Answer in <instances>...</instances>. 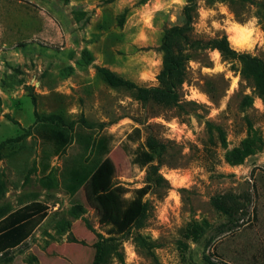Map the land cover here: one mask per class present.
<instances>
[{
  "label": "rangeland",
  "instance_id": "obj_1",
  "mask_svg": "<svg viewBox=\"0 0 264 264\" xmlns=\"http://www.w3.org/2000/svg\"><path fill=\"white\" fill-rule=\"evenodd\" d=\"M184 4L0 0V141L22 135L0 152V217L32 201L46 206L45 218L0 264H89L96 233L121 235L144 202L143 227L122 237L125 264H206L205 256L220 264H264V102L240 75V63L215 49L192 56L181 107L141 103L96 69L156 85L160 38L182 23ZM257 9L197 0L192 35L229 37L237 27L250 46H231L263 56L256 13L264 14V4ZM35 110L72 123L64 150L54 154ZM148 136L165 147L151 162L164 178L158 186L133 162ZM236 147L252 151L229 162ZM95 158L102 160L72 194L73 171ZM217 194L243 205L232 220L211 204Z\"/></svg>",
  "mask_w": 264,
  "mask_h": 264
},
{
  "label": "trees",
  "instance_id": "obj_2",
  "mask_svg": "<svg viewBox=\"0 0 264 264\" xmlns=\"http://www.w3.org/2000/svg\"><path fill=\"white\" fill-rule=\"evenodd\" d=\"M232 4L246 5L254 4L263 6L264 2L254 0H221ZM257 9V10H259ZM197 11V0H185L182 7V23L173 24L163 30L160 38L159 48L162 52L161 67L156 75L157 84L142 86L132 80L123 78L110 69L98 66L97 72L109 85L127 90L130 95L141 103L153 102L163 106H182L180 88L186 78V65L192 56L198 55L207 49L217 50L219 54L227 59H234L240 63V75L250 81L255 94L264 102V53L263 56L251 55L248 52L238 51L231 46L225 33L207 39L197 38L192 35L193 23ZM256 16L264 29V14L257 11ZM246 104L251 103L249 95L244 96ZM186 102V101H185ZM36 121L45 132V136L52 142L54 154L64 150L71 140L68 129L72 123L58 112L39 113L34 111ZM65 124H67L65 126ZM22 135L5 138L0 141V152L8 144L18 141ZM164 144L155 137L148 136L143 143L135 149L133 162L141 167H146L145 178L148 182L158 186L164 181L158 172V165L152 164L155 153L164 150ZM252 149L236 147L227 154L229 162L238 163L243 156L250 153ZM102 159H92L89 165L81 167L79 171H73L70 184L71 193L74 194L87 180ZM81 170V171H80ZM4 190V183L0 180V193ZM213 207L227 215L229 220L235 218L242 210V204L230 194H217L211 198ZM148 202H144L141 211L121 235L104 236L96 233L97 238L93 243L94 253L89 264H108L111 259L124 263L121 250L122 237L130 233L133 228L143 227L147 217L146 209ZM46 216V206L38 201H32L10 210L0 217V257L4 262L11 260L7 256L9 250L24 242ZM135 240L138 242L142 237L137 234ZM206 264H220L205 256Z\"/></svg>",
  "mask_w": 264,
  "mask_h": 264
},
{
  "label": "bare ground",
  "instance_id": "obj_3",
  "mask_svg": "<svg viewBox=\"0 0 264 264\" xmlns=\"http://www.w3.org/2000/svg\"><path fill=\"white\" fill-rule=\"evenodd\" d=\"M228 39L236 48H245L249 45V40L247 39L246 35L244 36V34L241 33V30L237 27L231 30V35L228 37ZM215 51L218 54L217 50Z\"/></svg>",
  "mask_w": 264,
  "mask_h": 264
}]
</instances>
